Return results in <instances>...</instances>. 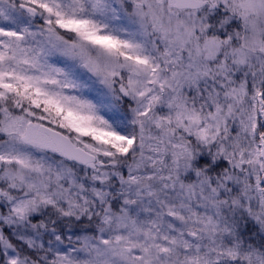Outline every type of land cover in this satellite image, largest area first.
Instances as JSON below:
<instances>
[{"label":"rangeland","instance_id":"rangeland-1","mask_svg":"<svg viewBox=\"0 0 264 264\" xmlns=\"http://www.w3.org/2000/svg\"><path fill=\"white\" fill-rule=\"evenodd\" d=\"M214 1L0 0V264H264V0Z\"/></svg>","mask_w":264,"mask_h":264},{"label":"water","instance_id":"water-1","mask_svg":"<svg viewBox=\"0 0 264 264\" xmlns=\"http://www.w3.org/2000/svg\"><path fill=\"white\" fill-rule=\"evenodd\" d=\"M174 7L180 10H199L207 5V9L220 10L225 13V10L220 8L214 0H171ZM260 104L262 100L260 99ZM264 118V116L262 117ZM40 132L45 133L54 144L55 151L62 157L63 160L70 161L79 166H86L95 162L96 158L90 152L73 144V142L61 132L49 127L40 125L37 128Z\"/></svg>","mask_w":264,"mask_h":264},{"label":"flooded vegetation","instance_id":"flooded-vegetation-1","mask_svg":"<svg viewBox=\"0 0 264 264\" xmlns=\"http://www.w3.org/2000/svg\"><path fill=\"white\" fill-rule=\"evenodd\" d=\"M30 135L32 136V141L33 142H38L41 143L42 147H44L45 149H50L52 148V144L50 142L49 139H47L48 137L45 136L44 134L40 133L37 129H34L30 132Z\"/></svg>","mask_w":264,"mask_h":264},{"label":"trees","instance_id":"trees-1","mask_svg":"<svg viewBox=\"0 0 264 264\" xmlns=\"http://www.w3.org/2000/svg\"><path fill=\"white\" fill-rule=\"evenodd\" d=\"M264 116V115H263ZM264 119V118H263ZM264 131V130H263ZM264 134V132H262ZM264 187V186H263Z\"/></svg>","mask_w":264,"mask_h":264},{"label":"bare ground","instance_id":"bare-ground-1","mask_svg":"<svg viewBox=\"0 0 264 264\" xmlns=\"http://www.w3.org/2000/svg\"><path fill=\"white\" fill-rule=\"evenodd\" d=\"M63 134V133H62ZM66 136V135H65Z\"/></svg>","mask_w":264,"mask_h":264}]
</instances>
